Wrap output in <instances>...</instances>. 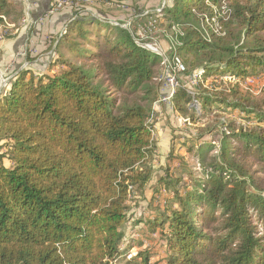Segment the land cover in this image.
<instances>
[{
  "label": "trees",
  "instance_id": "trees-1",
  "mask_svg": "<svg viewBox=\"0 0 264 264\" xmlns=\"http://www.w3.org/2000/svg\"><path fill=\"white\" fill-rule=\"evenodd\" d=\"M14 1L0 0V26L23 15ZM69 9L50 44L48 69L59 70L15 69L0 94V264H151L141 252V262L125 260L136 246L125 228L131 198L153 179L148 119L163 59L121 20L83 1ZM139 16L169 34L186 74L201 71L196 94L181 86L175 108L192 123L215 114L206 134L221 135L200 146L203 178L192 189L179 178L161 217L148 220L164 233L166 264H264V187L248 165L264 162V108L243 90L264 73V0H170ZM225 75L236 77L223 80L229 88L216 83Z\"/></svg>",
  "mask_w": 264,
  "mask_h": 264
},
{
  "label": "rangeland",
  "instance_id": "rangeland-1",
  "mask_svg": "<svg viewBox=\"0 0 264 264\" xmlns=\"http://www.w3.org/2000/svg\"><path fill=\"white\" fill-rule=\"evenodd\" d=\"M126 1L127 3L124 6H121V4H114L112 1L99 2L98 0H90L86 2V4L89 8L90 6H94L101 10L103 14H109L114 18L121 20L123 25L129 24L131 31L135 33L137 41L140 44L158 48L159 51L164 54L166 53V56L169 57L172 46L171 40H169V34L164 32V29L161 26L150 28L149 21L151 17L142 15L159 10L160 6L165 5L170 0ZM14 2H21L23 4V15L21 14L22 16L18 17V21L14 22V25L18 27L25 17L26 0H15ZM13 10V13L8 19L18 16L16 13L20 11V7ZM139 10L142 11L140 12L142 17L139 16ZM134 18H137V20L133 22ZM53 35L55 36L56 34H51L47 37L48 41L51 40V44L55 40L51 37ZM62 51L66 58H70L71 54L67 51V47L62 48ZM30 52V50L27 52L28 58L36 60V65L32 70V73L34 72L33 76L36 77L39 75L40 77L42 74H47L48 72L50 75H53L59 70V67L55 66L52 71H49L47 68L48 65L46 67H40V71L36 70L38 64L42 65L37 59L41 57L43 58L45 51L37 50V53H34L32 57H29ZM50 61H46V63ZM93 62L95 63V61ZM4 73L3 83L5 86L3 85V88L7 89L10 80L5 79L9 75V72ZM163 73L164 67L162 65V67H159L158 69L156 79L159 83V88ZM214 77L209 79L210 82ZM251 78L252 80L248 81V84L243 85V90L248 92V94L264 108V73L261 76ZM219 82H222V85L227 88L232 85L229 82L225 83L221 77L216 79V83ZM157 101L154 103L153 112H151L148 119V123L154 128V138L156 141L155 156L152 157L154 168L153 179L146 188L144 197H140L139 194H134V197H132L129 202L131 206L128 214L130 222L125 228V241L133 240L135 243L134 245L136 246L130 249L125 260L136 257V261L141 262L143 257L137 256L138 253L141 252V254L149 256L151 264H166L168 245L165 242L164 233L158 226L154 228V231L150 230L148 220L150 221L154 218L161 217L160 212L164 210L165 201L167 198H173L172 193L174 184L176 185V183H178L177 180L179 178H183L181 184L186 185L188 189H192L195 180L203 178V167L199 162L200 146L207 142H213L220 138L221 135L219 134L211 137L206 134V125L208 122H212L217 118L215 114L203 116L200 122L192 123L188 117L182 115L176 108L173 110L168 108L167 111L163 110V112H160ZM192 105L193 103L190 105V108L193 107ZM194 106L195 107L192 109H200L198 101L194 103ZM219 112L224 114L225 111L220 110ZM234 115L235 114H229V118L235 117ZM242 116L243 115L240 117L238 116L237 120L240 121L239 118ZM160 121H162V125H158L157 129L155 125ZM241 122H243V120ZM200 135H203V137L199 142L192 140V138H196ZM189 148H192V150H188ZM248 165L250 166V172L252 173L255 183L260 187H264V162L255 159H248ZM190 175L194 177L192 180ZM161 178L172 184H159V179ZM137 219H143V221L134 226V222ZM255 220L258 221L257 218H255ZM261 231V234L264 235V226H261Z\"/></svg>",
  "mask_w": 264,
  "mask_h": 264
},
{
  "label": "built area",
  "instance_id": "built-area-1",
  "mask_svg": "<svg viewBox=\"0 0 264 264\" xmlns=\"http://www.w3.org/2000/svg\"><path fill=\"white\" fill-rule=\"evenodd\" d=\"M88 2L90 0H52L51 6L47 10V12L41 16L39 19L40 22L44 21L45 19L51 18L57 11H59L62 8L65 7H77L79 6L80 2ZM35 0H26V7H25V17L23 21L19 24L17 27L14 24L7 23L5 26H0V42L5 40L6 38L15 35L18 33L21 29L29 28L31 27L32 21L29 19V15L34 7ZM150 28L156 27V20L152 19L149 22ZM126 28H130L129 24L123 25ZM65 29V28H64ZM64 32L61 31L59 34L62 35ZM142 45V44H141ZM150 50L156 52L160 56H162V64L164 67V73L160 82V88H159V98H158V104L159 105H165L168 108H171L172 110L175 108V96L177 94L178 89L181 86H185L187 88V91L189 94L194 96L195 93V87L197 86L200 78H201V71L200 70H193L191 73L186 74L187 67L182 62L181 58L178 56H166V53H162L158 50V48H154L152 46H146L143 45ZM54 47L50 50L49 55L47 57V61L52 60L56 56V52L53 50ZM27 52H23V55H27ZM31 54H36L37 49H31ZM26 68V65H21L19 69ZM4 72H9L7 78L5 80H12L18 71L14 72V64H9V66L5 67V70H3L0 66V94L3 90V77ZM223 80H229V81H236V77L233 75H225L221 77ZM248 81L252 80V78H248ZM5 86V85H4Z\"/></svg>",
  "mask_w": 264,
  "mask_h": 264
},
{
  "label": "crops",
  "instance_id": "crops-1",
  "mask_svg": "<svg viewBox=\"0 0 264 264\" xmlns=\"http://www.w3.org/2000/svg\"><path fill=\"white\" fill-rule=\"evenodd\" d=\"M51 3L52 0H35L34 7L29 15V19L32 21L31 27L21 29L15 35L0 42V66L3 70L9 64H14V69L19 70L21 65H26V68L33 70L36 65V60H31L32 58L30 59L27 55L22 54L25 50L31 51V49L45 51L44 57L37 59L42 65L38 64L36 70L40 71V67H46L48 65L45 59L49 55L51 42L48 41L47 37L63 31L71 17L70 7H65L57 11L51 18L40 22L39 19L47 12ZM29 55V57H32L33 54L29 53ZM158 108L160 112H163V110L167 111L168 109L165 105H159ZM157 123L155 125L156 128L158 125H162V121Z\"/></svg>",
  "mask_w": 264,
  "mask_h": 264
}]
</instances>
